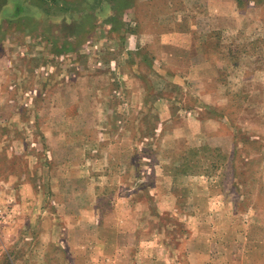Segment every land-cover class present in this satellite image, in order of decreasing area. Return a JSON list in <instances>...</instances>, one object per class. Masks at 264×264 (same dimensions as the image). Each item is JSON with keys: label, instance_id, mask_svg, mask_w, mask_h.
Returning <instances> with one entry per match:
<instances>
[{"label": "rangeland", "instance_id": "1", "mask_svg": "<svg viewBox=\"0 0 264 264\" xmlns=\"http://www.w3.org/2000/svg\"><path fill=\"white\" fill-rule=\"evenodd\" d=\"M0 182V264H264V0H0Z\"/></svg>", "mask_w": 264, "mask_h": 264}, {"label": "crops", "instance_id": "2", "mask_svg": "<svg viewBox=\"0 0 264 264\" xmlns=\"http://www.w3.org/2000/svg\"><path fill=\"white\" fill-rule=\"evenodd\" d=\"M77 146L79 147L80 145L77 143ZM79 156H80V158L82 157V153H80L79 154ZM98 160V158L95 160V161H97ZM0 183H2V182H0ZM0 190H3L4 188H6V187H3L1 184H0ZM7 189V188H6ZM68 240H70V239H68ZM70 242H71V240H70ZM75 242H78V243H80L81 242V240L79 239V240H75Z\"/></svg>", "mask_w": 264, "mask_h": 264}]
</instances>
